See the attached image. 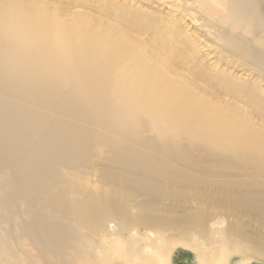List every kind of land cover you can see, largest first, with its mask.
<instances>
[{
    "label": "bare ground",
    "instance_id": "1",
    "mask_svg": "<svg viewBox=\"0 0 264 264\" xmlns=\"http://www.w3.org/2000/svg\"><path fill=\"white\" fill-rule=\"evenodd\" d=\"M205 1L232 29L227 51L264 75V0ZM57 12L0 0V264L103 260L95 239L121 243L109 264H175L189 248L198 264L264 257V129L198 97L156 49L158 66L143 60L122 28ZM115 14L157 35L166 22ZM224 80L264 114L255 83Z\"/></svg>",
    "mask_w": 264,
    "mask_h": 264
},
{
    "label": "rangeland",
    "instance_id": "2",
    "mask_svg": "<svg viewBox=\"0 0 264 264\" xmlns=\"http://www.w3.org/2000/svg\"><path fill=\"white\" fill-rule=\"evenodd\" d=\"M36 1L45 2L51 9H56L66 21L82 17L81 19L91 21L93 27H100L96 24L101 23L105 33L109 32L110 25L122 28L130 39L129 45L143 60L158 66L154 55H151V50L156 49L161 58L167 57L172 60L170 74L172 72L171 75L177 80L193 85L198 97L210 100L217 105L218 109L226 110L228 114L232 113L229 115L237 114L255 129H264L262 111L249 96L231 88L224 80L226 78L242 88L249 83H255L258 86L256 91L264 95V75L240 56L227 51L220 39L221 33L232 31V29L215 20L216 15L222 12L218 4L208 3L205 0ZM117 8L161 17L166 21L164 28L157 35L155 30L141 24L130 26L119 24L115 14ZM173 23L181 27V34L176 39L169 38ZM236 34L239 33L236 32ZM181 237L189 238L190 235L184 231L179 237L169 239L164 245L159 246L162 257L168 258L169 252L173 249L172 242ZM95 241L108 253V256L100 260L89 253L86 258L87 264H97L96 260L100 261L99 264H109L113 261L114 256H111L113 249L120 250L122 247L121 243L118 244L112 239L105 240L102 245L99 240L95 239ZM182 250L185 252L178 253L174 259L175 264H198L192 249ZM229 260L228 264L241 262L242 264H264V257L249 251L230 255ZM150 262V259L143 257L141 264H150Z\"/></svg>",
    "mask_w": 264,
    "mask_h": 264
}]
</instances>
